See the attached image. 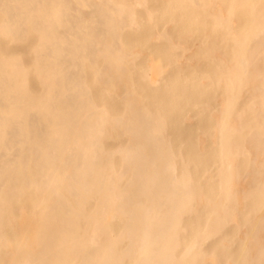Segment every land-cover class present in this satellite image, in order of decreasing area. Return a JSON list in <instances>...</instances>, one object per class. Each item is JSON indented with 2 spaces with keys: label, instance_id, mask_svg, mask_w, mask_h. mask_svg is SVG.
<instances>
[{
  "label": "bare ground",
  "instance_id": "obj_1",
  "mask_svg": "<svg viewBox=\"0 0 264 264\" xmlns=\"http://www.w3.org/2000/svg\"><path fill=\"white\" fill-rule=\"evenodd\" d=\"M0 264H264V0H0Z\"/></svg>",
  "mask_w": 264,
  "mask_h": 264
}]
</instances>
